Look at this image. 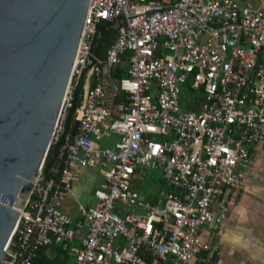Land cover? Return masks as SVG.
<instances>
[{
	"label": "built area",
	"instance_id": "2783aa9c",
	"mask_svg": "<svg viewBox=\"0 0 264 264\" xmlns=\"http://www.w3.org/2000/svg\"><path fill=\"white\" fill-rule=\"evenodd\" d=\"M102 22L116 33L104 59L91 51ZM126 53V76L117 84L124 99L109 104L103 67ZM77 86L81 100L68 128ZM112 135L111 144L97 141ZM258 144L264 0H88L51 136L57 179L39 174L16 200L0 264H31L37 245L67 249L81 233L71 264H216L201 257L200 234L224 221L227 197L251 168L248 146ZM75 165H97L101 182L95 204H79L72 219L61 205L78 178ZM141 168L158 172L171 189L161 203L132 187Z\"/></svg>",
	"mask_w": 264,
	"mask_h": 264
},
{
	"label": "water",
	"instance_id": "95a60500",
	"mask_svg": "<svg viewBox=\"0 0 264 264\" xmlns=\"http://www.w3.org/2000/svg\"><path fill=\"white\" fill-rule=\"evenodd\" d=\"M87 4L0 0V260L18 217L14 203L31 190L50 147Z\"/></svg>",
	"mask_w": 264,
	"mask_h": 264
},
{
	"label": "crops",
	"instance_id": "0c3cea01",
	"mask_svg": "<svg viewBox=\"0 0 264 264\" xmlns=\"http://www.w3.org/2000/svg\"><path fill=\"white\" fill-rule=\"evenodd\" d=\"M110 69L103 67L105 79L110 76ZM105 84L108 85L106 80ZM248 150L251 168L242 173L244 182L240 189L227 197V216L220 224L206 226L200 234L201 257L216 264H264V145H249ZM72 168L78 178L72 184L71 195L64 198L61 210L77 219L79 204H95L92 191L100 184L101 173L97 165L85 168L75 165ZM167 191H162L161 198L155 197L157 202L139 194L151 203H161ZM81 234L68 248L72 257L67 264L73 261L72 250L78 247Z\"/></svg>",
	"mask_w": 264,
	"mask_h": 264
},
{
	"label": "trees",
	"instance_id": "16d2710c",
	"mask_svg": "<svg viewBox=\"0 0 264 264\" xmlns=\"http://www.w3.org/2000/svg\"><path fill=\"white\" fill-rule=\"evenodd\" d=\"M108 23L102 22L97 26L96 35L91 43V51L94 55H96L100 59L105 58L106 51L111 44V42L115 38V31L108 27ZM128 53H126L122 57V62L119 64L114 65L110 69V77L112 80L118 84V81L126 76V60ZM104 92L107 97L109 104H117L121 103L124 99L123 94L118 92L116 94L113 93L109 85L104 84ZM187 92H190L187 90ZM82 89L81 87L77 86L73 91V99L71 101V107L68 109L66 124L72 126L75 120V111L79 105L81 100ZM188 109H196L195 105H189ZM103 145V143H101ZM57 153V149H54V145H51L48 149L46 154L44 163L41 168L40 174L44 179L46 178H53L57 179L56 173L53 171V167L56 165L54 161L51 166L47 167V164L53 159V154ZM134 180V179H133ZM160 182L162 184H167L163 181L160 177ZM135 183L132 181V187L135 188ZM167 190H171L167 186ZM157 198H152V202H157ZM25 255L24 250L19 251V257L22 258ZM70 251L69 249H62L59 245L51 243L49 245H37L35 247V254L32 259L31 264H67L71 262ZM46 261V262H45Z\"/></svg>",
	"mask_w": 264,
	"mask_h": 264
},
{
	"label": "rangeland",
	"instance_id": "374dc122",
	"mask_svg": "<svg viewBox=\"0 0 264 264\" xmlns=\"http://www.w3.org/2000/svg\"><path fill=\"white\" fill-rule=\"evenodd\" d=\"M187 100V95L182 94L180 99V108L181 110L185 109V102ZM117 137L112 135L110 138H98L97 141L105 145L107 142L116 141ZM133 176L135 189L144 197L155 198L162 197V191H167V186L160 182V174L158 172L152 171L150 169L141 168ZM25 194H21L22 197ZM19 204V202H16Z\"/></svg>",
	"mask_w": 264,
	"mask_h": 264
},
{
	"label": "bare ground",
	"instance_id": "6f19581e",
	"mask_svg": "<svg viewBox=\"0 0 264 264\" xmlns=\"http://www.w3.org/2000/svg\"><path fill=\"white\" fill-rule=\"evenodd\" d=\"M34 181V178L32 179V182ZM15 209V208H14ZM18 212V211H17ZM18 214H19V212H18Z\"/></svg>",
	"mask_w": 264,
	"mask_h": 264
}]
</instances>
